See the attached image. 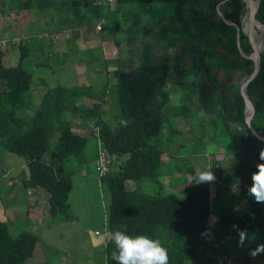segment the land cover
Here are the masks:
<instances>
[{
	"label": "rangeland",
	"instance_id": "374dc122",
	"mask_svg": "<svg viewBox=\"0 0 264 264\" xmlns=\"http://www.w3.org/2000/svg\"><path fill=\"white\" fill-rule=\"evenodd\" d=\"M74 1L0 0V40L7 41V44L0 48L1 51L3 49L7 51L4 63L6 65L18 63L19 42L26 44L30 50L23 64L33 71L30 83L32 91L29 108L23 113L30 116L45 88L76 84L77 66L73 64L76 62H72L71 59L64 60V49L68 47L69 42L80 41L76 52L78 55L90 41L95 40L100 44L95 51L102 49L101 45L105 47L108 51L106 55L108 64L111 66L128 70L142 63H155L165 59L170 64V71L161 94L166 100L163 110L166 126L164 132L168 133L170 129L178 132L172 134L169 140L166 139L162 144L164 149L161 155L162 179L165 178V174L168 176L176 174V157L188 154L192 147L202 153L198 159L193 158V164L196 168L199 166L198 169L207 162L204 153L210 158L205 168L220 159L231 160V163L233 160L234 163L233 156L236 150L228 133L226 130H222L221 134L216 132L217 129H225L218 109L223 105V118L230 120L229 113L232 111L234 96L240 83L245 81L250 73L245 70L242 73L240 57L235 55L232 43L230 46L226 41L219 43L213 31L196 37L170 32L169 23L173 13L171 2L120 5L117 0L109 2L100 0L99 5L94 3L76 5ZM201 2L200 6L209 8L207 0ZM25 3L28 4L27 7L24 6ZM220 6L221 3L216 4L214 11L216 17L222 19ZM24 19H28L27 22L30 24L25 25ZM245 19L247 20V16ZM116 23L118 29L111 31L96 29L98 24L111 26ZM175 23L182 27L181 22L175 20ZM189 28L194 32V26L190 22ZM44 33L46 34L44 37H37L38 34ZM54 33H58L60 38L55 39L51 36ZM78 34L81 39L77 38ZM13 40L16 43H13ZM38 40L56 46L55 57L43 54L38 49ZM36 45L37 48L34 49ZM113 50H116V54L112 53ZM78 58L82 59L80 68L84 79H81V82L97 86L95 84L98 82L106 81L104 74L100 75L99 58H88L84 53ZM115 83L113 72L109 73V87L102 115L112 127L120 120ZM71 115L74 114L65 111L63 118L69 119ZM75 118L80 125L82 124L81 127L78 125L80 127L78 132L87 138L84 146L86 160L77 163L73 159H68L57 165L59 175L69 174L71 179V190L67 198L68 217L63 213L51 216L48 212V203L45 201L43 203L42 197L47 196L48 192L43 188H37L41 195L37 216L39 220L30 223L31 215L26 217V213H30V206L27 205L29 194L22 185V179L28 175L27 159L0 146V220L7 224L8 232L12 236L25 230L39 237L33 254L25 264H106L104 243L108 237L107 212L111 192L95 169L97 138L86 133L87 131L92 133L88 122L95 120L83 121L77 116ZM190 127L195 128L194 135L189 131ZM181 139L183 144H174ZM194 139L197 140V145L193 143ZM55 142L56 135L50 139V149L43 156L47 162L50 160ZM116 162L111 160L110 167L115 168ZM232 176L234 180L239 179L235 172ZM190 178L188 176V184ZM223 181L229 184L230 176H226ZM223 181L222 184H225ZM217 184V179L214 184H199L197 194L192 200V205L195 206L191 208L188 232L190 239L197 242H202L203 237L205 240L211 239L213 221L223 213L222 201L219 205L214 197L207 194L208 187L213 185L217 188ZM183 187L178 185V191ZM233 188L236 189L238 186L235 185ZM234 194L227 206L248 210L249 207L242 196L238 192ZM63 217L65 219L58 220ZM179 229L186 235L185 228ZM206 243L203 242L205 248ZM257 257L264 259V254ZM217 259L216 264L232 263L231 258L227 259L226 256L223 258L221 255ZM202 261L195 263L196 261L190 260L188 264H201ZM250 261L247 263L245 260V263L250 264Z\"/></svg>",
	"mask_w": 264,
	"mask_h": 264
},
{
	"label": "trees",
	"instance_id": "16d2710c",
	"mask_svg": "<svg viewBox=\"0 0 264 264\" xmlns=\"http://www.w3.org/2000/svg\"><path fill=\"white\" fill-rule=\"evenodd\" d=\"M95 1L75 0L73 3L89 5ZM117 1L120 5L171 2L173 13L169 23L170 32L196 37L213 31L219 43L226 41L229 46L232 43L235 55L240 57L242 73L244 70L251 73L253 62L239 53L235 26L215 15L214 6L221 3L225 19L242 26L245 32L250 33L255 49L261 51L262 65L254 82L247 89V94L254 108L255 130L264 136V33L249 28L244 23L241 25L244 0H207L209 8L200 6L201 0ZM27 5L25 3L24 6ZM257 18L264 23V0L259 1ZM175 20L181 22L182 27L177 26ZM189 22L194 26V32L190 31ZM101 28L108 31L118 29V23L111 26L104 24ZM240 45L245 52L250 53L242 30ZM18 49L20 56L16 65H4L3 52L0 50V146L26 157L28 175L22 179V185L25 188H43L48 192L49 214L55 216L63 213L68 217L67 198L71 190V179L69 174L60 176L57 165L68 159L77 163L85 162L86 140L73 131L70 122L63 118V113L68 111L83 121L94 119L97 122L103 149L110 161H117L115 168L110 167L108 173L101 178L111 192L107 212L106 264H116L112 253L117 249L111 240V234L124 228L130 236L144 235L159 240L168 250L169 264H188L190 260L204 258L208 253H211L210 259L217 261L219 256H225L234 248H243L249 255L257 245L264 244V203H257L248 195L251 176L257 170V164L264 163L259 158L261 150H264V143L249 135L242 113L232 107L229 120L223 118L224 106H219L218 109L219 117H222L223 126L236 150L233 168L239 177L238 190L249 209L225 206L216 221L210 248L207 250L204 241L197 242L188 236L190 204L198 191V185L188 184V176L191 177L195 170L207 168H196L187 155L177 156L176 174L170 175L169 185H182L183 189L176 192L164 191L160 181L163 174L162 144L178 132H164L166 126L163 110L166 100L161 94L170 71L168 60L142 63L128 70L117 67L113 71L120 120L112 127L102 117L100 109L107 94V85H58L45 88L36 108L30 116L25 115L23 111L29 108L33 71L23 64V60L29 55V47L19 42ZM239 105L245 110L243 94L239 97ZM54 135V150L47 162L43 156L50 149V139ZM220 168L214 167L211 170L217 181L222 180ZM129 182H133L134 186L130 187ZM224 186L222 181L221 184L218 183L217 191L220 193ZM182 227L185 228L186 235L180 232L179 228ZM173 229L178 231L175 233L176 240L173 238ZM241 230H246L248 234L244 246H239ZM38 240L36 234L28 231L10 235L7 224L0 220V264H25L33 254Z\"/></svg>",
	"mask_w": 264,
	"mask_h": 264
},
{
	"label": "crops",
	"instance_id": "0c3cea01",
	"mask_svg": "<svg viewBox=\"0 0 264 264\" xmlns=\"http://www.w3.org/2000/svg\"><path fill=\"white\" fill-rule=\"evenodd\" d=\"M28 21V19L27 20H25L24 19V24L25 25H28V24H30V23H28L27 22ZM79 35V34H78ZM77 35V38H79V39H81L82 37L79 35L78 36ZM83 39H85V37L83 38ZM82 39V40H83ZM75 40H73V42H69V44H68V47L66 48V49H64V60H66V61H68L69 59H71L72 60V62H76V63H73V64H75L76 66H77V72H76V76H77V79L75 80L76 81V84H69V86H67V87H75V86H78V85H86V82H81V79H84L83 77H82V70H81V68L80 67H82V62H80L82 59H79L78 57L80 56V55H82V53H84L85 55H87V57L88 58H92V57H95V58H99L100 59V61L98 62V64L101 66V73H100V75H102V74H104V76H105V82L103 81V82H98V84H99V86H101V84H106L107 85V87H109V73H112L117 67H115V66H111V65H109L108 64V59H107V57H106V55H107V53H108V51L105 49V47H103L102 45H101V47H102V49H100L99 51L98 50H96L95 51V49H97L98 47H100V44L97 42V41H95V40H92V41H90L89 43H88V45H87V47L86 48H84L83 49V52H82V50H80L79 52V54L77 55L76 54V52H77V46H78V44H80L81 42L80 41H76V42H74ZM104 43V45H105V42H103ZM102 43V44H103ZM38 49L43 53V54H46L47 56H49V57H55V55H54V53L56 52V50H57V48H56V46H52V45H50L49 43H47V42H42L41 43V41L40 40H38ZM37 45H36V47H34V49L35 48H37ZM51 46V47H50ZM46 47V48H45ZM50 47V48H49ZM107 47V46H106ZM31 49H32V47H31ZM44 50L46 51V52H44ZM114 51V50H113ZM3 57H2V61H3V64L4 65H6L5 63H4V60L3 59H5V57H7V51L5 50V49H3ZM29 52H30V50H29ZM113 53V52H112ZM102 54V55H101ZM116 54V53H115ZM102 61V62H101ZM64 62V61H63ZM46 66H48V64L46 63L45 64ZM114 75V74H113ZM41 81H42V83H43V79L41 78L40 79ZM81 82V84H80V82ZM98 81H99V78H98ZM98 84H95V85H97L98 86ZM104 101H105V99H104ZM104 101L102 102V104H101V114H102V112L104 111ZM169 108V107H168ZM167 108V110H169ZM176 108V107H175ZM172 110H173V108H172ZM102 117H103V115H102ZM104 118V117H103ZM105 119V118H104ZM67 120L70 122V124H71V128L73 129V130H75L77 133H79V134H81L82 136H84L85 137V140L87 141V138H86V136L84 135V134H82V133H80V132H78V130L80 129V127L82 126V124L80 125V123L76 120V118H75V116L74 115H71L70 117H69V119L67 118ZM80 127H79V126ZM172 129H170L169 130V132L168 133H170V131H171ZM222 130H225V129H220V130H216V132H219V134H221L222 133ZM87 131V130H86ZM190 132L192 131V133H193V135H194V133H195V128H192V127H190V130H189ZM87 134H89L90 136H92V137H94V135L92 134V133H88V131L86 132ZM168 133H166V134H168ZM191 139V138H190ZM169 140V139H168ZM194 142L193 143H195V145H197L196 143V141L197 140H193ZM174 144L176 145V144H183V141H182V139L180 140V141H178V142H174ZM217 151H219L220 152V149H218ZM164 153V152H163ZM234 153H236V152H234ZM182 155V154H181ZM180 155V156H181ZM187 156H189L190 157V159H191V161L193 162V158H199V157H201L202 156V153H200V152H198V151H196V149L194 148V147H192V149H190V151L188 152V154H186ZM183 156V155H182ZM204 156H205V158L207 159V162H204V164L199 168V169H203V168H205L209 163V161H210V158H209V155L207 154V153H204ZM236 157V154L233 156V158H235ZM206 161V160H205ZM218 162V163H217ZM215 163H217V164H219V166L221 167L220 169H221V174H222V181L224 180V178L226 177V176H230V178H231V181H230V183L229 184H227V182H224L225 184V187L223 188V189H221V191H220V193L217 191V189L218 188H216V187H214L213 185H211L210 187H208V192H207V194H208V196H210V197H214L215 198V200L216 201H218L219 202V205H221V201H222V204L224 205L223 207H225V206H227L228 204V201L230 200V199H232V195H235L234 194V192H238L240 195H242L241 194V192H239V190H238V188H233V187H235V185L237 186V184H238V179H235L234 180V176H232L233 175V172H234V168H233V160H232V163H231V160H222V159H220V160H217ZM177 166V165H176ZM199 166H197V168H198ZM174 176V175H173ZM170 178H171V176H168V174H165V178L164 179H162L161 177H160V181H161V183H162V186L164 187V191H178V189L179 188H177L178 186H170L169 185V180H170ZM128 185L130 186V187H133L134 186V183L133 182H129L128 183ZM26 190H27V194H29V196H28V202H27V205L28 206H30V213H26L27 214V218H28V215L30 214L31 215V217H29V219H31L32 221H30V223H33V221L34 220H39L38 218H37V216L39 215V210H38V205H39V200H40V193L37 191V190H39V189H37V188H26ZM235 190H237V191H235ZM218 193H219V195H218ZM222 193V194H221ZM222 196H223V199H221L222 198ZM43 197V203H44V201L45 202H47V199H48V195L47 196H45L44 197V195L42 196ZM221 197V198H220ZM216 201H215V203H216ZM48 203V202H47ZM192 206H195V204L194 205H192V202H191V204H190V211H189V216H190V212H191V208H192ZM47 207H48V204H47ZM198 207V206H197ZM263 218H264V215L262 216ZM62 219H65V217H63V218H60V219H58V220H62ZM217 217H215V220L213 221V229H214V226H215V224H216V221H217ZM25 231V230H24ZM175 233H178V231L177 230H172V234H173V238L176 240V238H175ZM188 236H189V232H188ZM108 238V237H107ZM208 238V237H207ZM106 241H107V239H106ZM106 241H105V243L104 244H106ZM202 241H205V243H206V249L207 250H209V248H210V245H209V243H210V241H211V239H209L208 238V240L206 239L205 240V238L203 237V239H202ZM240 250H242V248H234V249H232L231 251H229V253L228 254H226L225 256H226V258L227 259H230L231 258V261H232V263L231 264H247L250 260V264H264V259H259L257 256H256V258L255 259H253L252 257H250V255H248L247 253H246V251H245V249H243L242 251H240ZM248 257V259H246ZM262 257V256H261ZM211 258V253H208V255L206 256V257H204V258H199V259H197L196 260V262L195 263H197V262H200V261H202V263L201 264H216L218 261H216L215 259H210ZM245 260H247V263H245Z\"/></svg>",
	"mask_w": 264,
	"mask_h": 264
},
{
	"label": "clouds",
	"instance_id": "9594fccd",
	"mask_svg": "<svg viewBox=\"0 0 264 264\" xmlns=\"http://www.w3.org/2000/svg\"><path fill=\"white\" fill-rule=\"evenodd\" d=\"M259 158L264 161V150H261ZM256 168L257 170L251 176L252 183L248 189V195L257 203H264V163L257 164ZM215 182L216 176L211 168L195 170L189 180V184L196 185ZM239 237V246H244L248 238L246 230L239 231ZM111 240L117 249L112 253V259L116 261V264H169L168 250L159 240L144 235L130 236L126 228L114 231L111 234ZM260 254H264V244L257 245L249 252L253 259Z\"/></svg>",
	"mask_w": 264,
	"mask_h": 264
},
{
	"label": "water",
	"instance_id": "95a60500",
	"mask_svg": "<svg viewBox=\"0 0 264 264\" xmlns=\"http://www.w3.org/2000/svg\"><path fill=\"white\" fill-rule=\"evenodd\" d=\"M259 1L260 0H244L246 5L249 7V23L251 27H257L261 26L264 27V23L259 21L257 18V13H258V7H259ZM222 20L226 21V23L234 25L236 28V44L239 53L247 59L252 60L253 62V68L251 73L248 75L247 79L245 81H242L239 85V89L234 96L233 102H232V107L235 111L242 113L245 117V122L247 123V128H248V133L249 135L259 141L264 143V136L259 135L256 130H255V117H254V108L253 105L249 99V103L252 107V113H249L248 111L242 109L239 105V97L247 91V89L250 87V85L254 82L255 78L257 77L261 65H262V57H261V51H257L252 43L251 37L248 32H245L242 29V26L239 27L237 24L233 22H229L225 19L224 15L221 13ZM246 35V43L248 47L250 48V53L245 52L241 45H240V31Z\"/></svg>",
	"mask_w": 264,
	"mask_h": 264
},
{
	"label": "built area",
	"instance_id": "2783aa9c",
	"mask_svg": "<svg viewBox=\"0 0 264 264\" xmlns=\"http://www.w3.org/2000/svg\"><path fill=\"white\" fill-rule=\"evenodd\" d=\"M109 1H113V0H107ZM95 5H99L100 4V0H96L94 2ZM96 29L101 30V24L96 25ZM46 34H38L37 37L38 38H42L44 37ZM51 36H53L55 39L60 38V35L58 33H54ZM65 37H67V35H65ZM13 43H16L15 40L12 41ZM7 44L6 40H0V48L5 46ZM113 53H116V50L112 51ZM88 126L90 128V130L92 131V134L94 135V137L97 138V151H96V161H95V169L97 171V174L100 178L104 177L110 168V157L109 155L106 153V151L103 149L102 147V143L100 140V136H99V131H100V127L97 124L96 121H92V122H88ZM217 168L220 167L219 164L214 163L211 166H208V168H211V170L213 168ZM219 184H221V181H217ZM223 258H225V256H223Z\"/></svg>",
	"mask_w": 264,
	"mask_h": 264
},
{
	"label": "bare ground",
	"instance_id": "6f19581e",
	"mask_svg": "<svg viewBox=\"0 0 264 264\" xmlns=\"http://www.w3.org/2000/svg\"><path fill=\"white\" fill-rule=\"evenodd\" d=\"M254 1V0H253ZM245 3V2H244ZM249 7H248V5H246V3H245V10H244V12H243V15H242V22H241V25H243V23L247 26V27H249V28H252V29H254V30H257V31H259V32H263L264 33V27H261V26H258V28L257 27H251L250 26V23H249ZM245 16H247V20L245 19ZM249 35L252 37V35L249 33ZM243 97H244V99H245V110L246 111H248L249 113L252 111V107H251V105H250V103H249V99H248V94H247V91L245 92V93H243Z\"/></svg>",
	"mask_w": 264,
	"mask_h": 264
}]
</instances>
